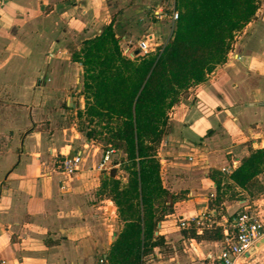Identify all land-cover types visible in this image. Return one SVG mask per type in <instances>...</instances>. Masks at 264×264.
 I'll use <instances>...</instances> for the list:
<instances>
[{"label":"crops","instance_id":"crops-1","mask_svg":"<svg viewBox=\"0 0 264 264\" xmlns=\"http://www.w3.org/2000/svg\"><path fill=\"white\" fill-rule=\"evenodd\" d=\"M124 1L7 0L0 8V264H95L123 227L101 185L112 174L119 178L125 153L115 149L104 162L111 146L87 137L79 115L86 106L84 69L72 52L110 22L115 30L110 11ZM176 1L135 0L146 5L138 20L148 29L139 35L115 30L123 55L140 38L148 37L156 51L172 37L174 23L154 21L149 9ZM168 117L157 157L173 209L155 231L163 243L142 264H216L208 256L219 253L222 237L198 238L192 230L205 228L179 223L207 207L222 221V214L249 202L247 196L228 200L221 188L227 179L244 189L250 182L239 186L230 174L252 149L264 147V0L235 34L226 60L185 90ZM75 153L82 155L81 167L68 175L59 163ZM212 171L223 178L219 207ZM123 178L126 183L128 173Z\"/></svg>","mask_w":264,"mask_h":264},{"label":"trees","instance_id":"trees-1","mask_svg":"<svg viewBox=\"0 0 264 264\" xmlns=\"http://www.w3.org/2000/svg\"><path fill=\"white\" fill-rule=\"evenodd\" d=\"M260 0H177L179 18L172 37L158 50L134 58L122 53L113 22L101 33L83 40L72 52L84 69L87 137L96 139L125 157L121 166L128 173L123 183L115 175L105 178L102 194L117 206L123 227L107 255L109 264H142L145 254L163 243L155 235L158 222L172 211L169 191L161 179L158 146L168 132L169 109L181 94L226 60L235 34L255 17ZM264 171V147L252 149L230 174L246 186ZM217 183V201L223 180ZM195 237L220 238L217 227H205Z\"/></svg>","mask_w":264,"mask_h":264},{"label":"built area","instance_id":"built-area-1","mask_svg":"<svg viewBox=\"0 0 264 264\" xmlns=\"http://www.w3.org/2000/svg\"><path fill=\"white\" fill-rule=\"evenodd\" d=\"M7 0H0V8ZM150 16L154 21L160 22L170 20L175 24L179 18V10L175 6L167 7L162 4L155 5L149 9ZM153 45L149 43L148 37L140 38L136 44V49L129 46L124 47V53L134 58L137 54L148 55L153 51ZM155 51V50H154ZM115 149L109 147L105 151L103 161H109ZM82 155L80 153L68 154L59 163L60 169L73 175L80 170ZM222 171L227 172L223 167ZM219 212L210 207L205 208L196 216L180 220L182 228L194 227L203 229L205 227L222 226L223 236L221 239L222 248L217 254H209L208 258L216 264H243L251 248L256 246L257 241L264 235V209L262 204L248 202L241 209L230 215L222 214V221L217 218ZM107 257L100 256L95 264H106Z\"/></svg>","mask_w":264,"mask_h":264},{"label":"rangeland","instance_id":"rangeland-1","mask_svg":"<svg viewBox=\"0 0 264 264\" xmlns=\"http://www.w3.org/2000/svg\"><path fill=\"white\" fill-rule=\"evenodd\" d=\"M119 5H115V7H112L110 11L109 17L115 16L114 20L117 22V25L115 27V30L117 33H123V32H130L134 33L136 35L141 34L142 31L145 29L147 30V25H140L138 20V15L143 13V11L146 10V5H137L135 0H127L122 3V7L118 9ZM145 9H142V8ZM132 15L128 18V20L125 19V15ZM175 29V24L173 26ZM121 44V43H120ZM75 46H72V50H74ZM75 115H73L72 118H74ZM84 122V120H83ZM84 124H86L84 122ZM114 160L117 159V157H113ZM121 168V167H120ZM127 173L123 170L122 172H119V178L123 181V177L126 176ZM226 182V183H225ZM225 182L222 184V188L225 191V198L228 200H236L243 198L244 196H247L249 198L250 203H257L262 204V208L264 209V173L258 175L254 179L250 181V183L243 189L240 187L234 188L231 187V185L228 184V180L225 179ZM213 204H217L218 207L222 206L219 201L213 202ZM246 264H264V247L259 249L257 253H251L247 256L245 259Z\"/></svg>","mask_w":264,"mask_h":264},{"label":"water","instance_id":"water-1","mask_svg":"<svg viewBox=\"0 0 264 264\" xmlns=\"http://www.w3.org/2000/svg\"><path fill=\"white\" fill-rule=\"evenodd\" d=\"M264 247V238L263 239H260L257 243L256 246H254L253 248H251L248 252V255L251 254V253H254L256 250L260 249V248H263ZM243 264H246L245 263V260L243 262Z\"/></svg>","mask_w":264,"mask_h":264}]
</instances>
